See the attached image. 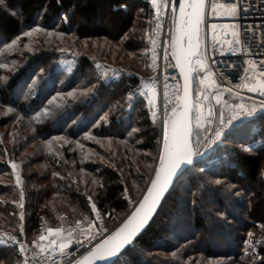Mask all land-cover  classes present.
<instances>
[{
	"label": "trees",
	"instance_id": "obj_1",
	"mask_svg": "<svg viewBox=\"0 0 264 264\" xmlns=\"http://www.w3.org/2000/svg\"><path fill=\"white\" fill-rule=\"evenodd\" d=\"M152 15L148 0H4L0 5V54L24 27L37 26L36 16L43 30L55 28L64 36L56 44L43 35L37 44L20 45L19 66L0 69V105L14 110L8 116L0 112V228L20 235L23 224L29 240L48 227L66 233L77 219L87 223L88 196L99 209L111 212L112 219L105 215L111 223L124 217L129 204L123 190L132 189L133 200L142 190L141 177L150 173L159 129L147 115L145 100L137 94L128 99L138 80L98 81L88 59L92 43L83 49L77 43L108 39L94 53L97 59H119L128 68L146 69L151 64L146 49ZM66 36H71V45ZM73 55L74 67L66 73L58 63ZM34 78L37 83L30 89ZM93 85V92L82 95V89ZM74 89L72 97L66 95ZM57 92L65 95L49 105ZM62 112L67 118H59ZM102 118L104 123L98 124ZM253 126L246 138L230 135L221 140L212 155L218 161L203 171L207 158L188 167L145 231L112 264H264V114ZM85 132L99 143L86 139ZM254 137L260 143L245 150L243 144ZM217 179L220 184L213 182ZM250 239L251 245L246 243ZM16 251L0 248V262L17 264Z\"/></svg>",
	"mask_w": 264,
	"mask_h": 264
},
{
	"label": "snow or ice",
	"instance_id": "obj_2",
	"mask_svg": "<svg viewBox=\"0 0 264 264\" xmlns=\"http://www.w3.org/2000/svg\"><path fill=\"white\" fill-rule=\"evenodd\" d=\"M4 4V0H0V5ZM151 4L156 11V25L152 29L154 35L151 38L152 61L147 67H152L156 63L155 49L158 47L155 34L161 28L160 19L166 13L161 12L159 0H151ZM172 25H171V42L165 40L164 60L167 62L169 58L175 63L171 66L179 69L180 78L183 79V95L177 96L178 104L171 107L169 112V93L168 85L165 84L164 92V116L162 120V145L159 149L158 156L154 157L153 164L149 165L150 174L141 179L144 180L145 190L139 193L137 199L131 198V191L127 186L123 190V200L127 201L131 208L125 217L115 225L112 229L104 226V216L112 219L111 212H105L98 208L93 201L92 196H88V203L91 212L84 217L87 222L82 225V222L77 219L75 221L76 227L67 231L65 236L64 229L61 227H48L47 235L41 233L36 239L31 242V247L20 241L17 235L0 233V248H11L16 251L18 246L17 264H58L59 261H66L67 264H97L99 261H107L113 257H117L130 246L138 238L139 234L146 229L150 224L154 215L158 212L162 205L166 194L174 187L177 179L187 170L188 167L194 166L198 157H204L207 150L211 149L214 144L221 142L222 137L226 136L227 131L234 127L242 119L251 117L259 110H264V69L259 70V78L255 76L249 79L256 80L255 85L246 83L249 92L258 93L261 97L257 104L253 100V106L249 107L246 103H231L223 99V92L231 93V89H224L222 85L213 79V71L211 68V58L208 56L207 44L205 43L203 51L201 50V27L205 24L204 16L206 14L205 0H170ZM169 7L168 0H165V8ZM237 4L213 3L212 8L216 14H220L223 10L226 14L234 16L237 12ZM15 14V13H13ZM67 19V16H65ZM207 28L215 29L217 25H207ZM225 28L231 27L233 30L230 35L231 40L226 41L235 51L243 50V40L241 32L236 29V26L226 25ZM31 31L24 32V36H30ZM51 35V33H49ZM58 35H63L58 34ZM216 34L213 32V36ZM262 44H264V34L261 36ZM12 44L16 40L11 41ZM25 47H28L25 45ZM171 47V54L169 57L168 48ZM57 51L63 52L64 49L58 48ZM250 64V68H246V72H255L257 65L255 61H246ZM264 63V61H261ZM7 67V65H0V68ZM97 69L101 65H96ZM43 71V70H41ZM109 72L112 75H117L115 69L104 68L103 72L98 77V81H108L110 79ZM155 79V78H153ZM37 83L34 78L29 88H33ZM207 83L209 87L216 86L214 95L207 94V89L202 87ZM96 85L92 88L82 89V95L87 96L95 90ZM148 92L140 91L139 95H154L155 89L151 85H146ZM69 91L66 95L73 96V92ZM136 92H131L128 99L131 100ZM64 93L57 92L49 100L51 105L57 96H63ZM215 100L214 106H209L205 110L203 101H208L209 104ZM150 104L155 106L154 101L150 100ZM219 110L217 111V107ZM58 108H66V105H57ZM11 111V106H9ZM49 110L44 109V114L47 115ZM40 113H36L39 116ZM67 112L60 114V119L67 118ZM153 121L156 122V112L152 113ZM111 123V121H108ZM103 124L102 118L97 122ZM97 125L94 124L93 127ZM135 131V130H134ZM86 139H94L97 143L99 140L92 136L90 132H85ZM68 143V141H65ZM16 169L17 165L12 162L10 165ZM202 171L204 169H201ZM83 172L84 169H81ZM59 173L53 172V176ZM220 184L219 179L213 181ZM125 183L126 181H122ZM21 178L17 176V186H20ZM229 189L234 187L228 186ZM240 195V193H236ZM20 201L19 207L24 208L23 201L25 200V193L21 189L19 193ZM13 203H17L13 201ZM95 216L99 221L91 220V216ZM223 216V213H221ZM20 220H24L23 212L20 214ZM93 229H95L93 231ZM24 234L23 224L20 226V235ZM253 233H249L251 238ZM79 237V238H77ZM261 241H257L260 243ZM251 245V239L246 241ZM72 245H76L75 255L71 251ZM254 252V247L252 248ZM28 253H31V260H29ZM71 258V259H69ZM2 264V262H0Z\"/></svg>",
	"mask_w": 264,
	"mask_h": 264
},
{
	"label": "built area",
	"instance_id": "obj_3",
	"mask_svg": "<svg viewBox=\"0 0 264 264\" xmlns=\"http://www.w3.org/2000/svg\"><path fill=\"white\" fill-rule=\"evenodd\" d=\"M148 1L152 7V28L154 29L156 25L157 14L154 6L151 4V0ZM168 2L169 7L165 8V0H159L161 12L166 13V15L161 17V28L155 34L158 45V47L155 49L156 63L153 64L146 73L138 72L136 70L130 71L120 64L112 66L101 65V68L97 69L98 73L100 74L103 72L104 68H108L110 70L115 69L117 71V75H112V73L109 72L110 79L108 81H117L121 78L135 77L138 80V87L135 90L137 95H139L140 91L148 92V88L146 87V85H151L155 89L154 95L139 96L143 100H145L147 104H149L151 113H153V111L156 112V124L160 131V147L162 145V120L164 116L165 104L164 86L165 84L168 85L169 101L171 102L168 109L169 112L171 111L172 106H176L178 104L176 97L179 96L181 89L178 71L176 70V68L171 66L173 64L172 60L170 58L167 62L164 60L163 43L165 40L169 41L171 33L170 20L172 13L170 0H168ZM213 3H235L238 6L237 12L234 16L226 14L223 10H221L220 14H216V12L212 8ZM205 4V24L201 27V50L203 51L206 43L208 56L211 58L213 79L220 85H222L224 89L232 90L231 93L227 91L223 92V99L227 100L229 104L246 103L249 107H252L253 100L258 104L261 100V97L258 93L249 92L246 87H243V85L246 83L252 84L254 81H256L249 78L255 76L258 79L259 70L264 69V63H261V61H264V44H262L261 41V36L262 34H264V0H205ZM212 24L217 25V27L215 29L206 27L207 25ZM226 25H234L236 26V29L241 32L243 40V50L235 51L230 44L226 43V41L232 39L230 33L233 30L231 27L225 28L224 26ZM213 32L216 34L215 36H213ZM153 35L154 33L152 31L149 40V49L152 48L151 38L153 37ZM152 56L153 52L149 51V57L151 61ZM246 61H255L257 70L255 72H246L245 69L251 67V65L246 63ZM202 87L207 89V94H215V85L209 87L206 83ZM227 96L231 97V99H228ZM150 100L154 101V107L153 104L149 103ZM203 105L206 110L207 107L215 105V100H212L210 104L208 101H203ZM216 107L218 111L219 106ZM263 114L264 110L258 109L253 116L240 120L234 127L230 128L227 131L226 136L222 137V140L230 136L231 133L241 125L246 123L253 124L254 121H256ZM260 141L261 139L259 137L251 138L249 139V141L243 144V148L245 150H250V148L259 144ZM220 143L221 142L214 144L210 149V152H207L206 156L201 158H207L208 155L212 156ZM212 160L217 162L218 157H213L211 161ZM130 208L131 205H129L128 211L130 210ZM95 220L97 221V223L99 222L96 217ZM104 226L107 227L105 219ZM0 233L17 235L20 241L28 245L29 248L32 246L31 242L34 240H29L25 233L23 235H18L11 230L7 231L2 228H0ZM45 235H47V233ZM76 248V245H72L70 249L71 251H73L74 255L76 254ZM28 256L29 260H31V253H28ZM58 264H67V262L58 260Z\"/></svg>",
	"mask_w": 264,
	"mask_h": 264
},
{
	"label": "rangeland",
	"instance_id": "obj_4",
	"mask_svg": "<svg viewBox=\"0 0 264 264\" xmlns=\"http://www.w3.org/2000/svg\"><path fill=\"white\" fill-rule=\"evenodd\" d=\"M35 19H38L37 22H36V25L37 26H33L30 29H27L26 27H24L22 29V31L20 32L21 34L18 35L16 38H14L16 40V43L15 44H12L11 43L12 40H11V41L7 42L2 47V48L5 47L6 49L0 54V56L2 58V60H0V65H7V67L0 68L2 71L3 70L10 71V70L15 69L17 66H19V64L21 63V56L23 54V50L21 49L22 48L21 46L27 45L29 47L31 44H35V43L37 44L38 43L37 38L39 36L48 35V38L53 37V39H55L57 41V42H55V44L58 43V41L60 39H62V37H64L63 35H58V34H61L62 32L56 30L55 28L43 30L38 25L40 23V19L41 18L39 16H36ZM28 31H31L32 34L30 36H24L23 33L24 32H28ZM151 32H150V34H151ZM49 33H51V35H49ZM66 37L69 39L68 40V45L69 44L71 45V43H70L71 42V39H70L71 36H66ZM88 41H90L92 43L91 44L92 46L89 48L90 54L88 56V59L91 61L92 66H93L92 69H94L96 73H98L97 68H96V65L97 64L105 65V66H112V65H118V64H120L124 68H126V69H128L130 71L134 70V68H128L127 66H124V64L119 59L117 61H115V60H106V59H103L102 60V59H97L94 56V53L97 50H99L100 47L103 45V43L107 42L108 39H105V38H102V39L101 38H91V39H88V40H81V41H79L77 43V45H78L77 48L78 49L79 48L80 49H83L84 44H86ZM74 58H75V56L72 57V58H61L60 61H59V63H58V66L62 65L63 68L66 70L65 72L67 73V72H69L74 67V64H75V61H76ZM148 68L143 69V67H142V70H136V71H138V72L146 71V70H149L151 67L149 69ZM143 73H146V72H143ZM98 75L100 76V73H98ZM227 97H228V99H231V97H229V96H227ZM146 105L148 107L147 108L148 109L147 110V115H149V118L152 120L151 122L153 124H156V122L154 123V121H153V116H152V113H151V109H150L149 104H146ZM218 109H219V107H218ZM0 112H1L2 115L5 114L6 116H8L10 114H13L14 113V110L12 109L10 111L9 110V107H6V106L3 107V106L0 105ZM157 129H158V127H157ZM253 129H254V126H253L252 123H246V124H243L240 127L236 128L231 133V135L234 136V137L237 136V137H240V138H246L253 131ZM159 132H158V140H157L158 145H157V148H156V151H155L153 157H157L158 156V152H159V149H160V144L161 143L159 142V138H160V133ZM213 157H217V156L216 155H214V156H209L208 155L207 162L205 163V165H202L201 166V169L204 168L205 166H207V164L211 162V159ZM153 161H154V158H153ZM153 161H152L151 164H153ZM16 175L17 174L15 173L14 176H16ZM141 187H143L142 190H144L145 189V184H143ZM138 196H139V194H136L135 198H137ZM133 198H134V193H133ZM104 219H105V223H106L107 228H112V227H114L116 225V224H113L110 221H108L107 220V217H105V216H104ZM92 220H95V218H93ZM63 234L66 236L67 235V232L66 233L64 232Z\"/></svg>",
	"mask_w": 264,
	"mask_h": 264
},
{
	"label": "water",
	"instance_id": "obj_5",
	"mask_svg": "<svg viewBox=\"0 0 264 264\" xmlns=\"http://www.w3.org/2000/svg\"><path fill=\"white\" fill-rule=\"evenodd\" d=\"M177 7H178V0H177ZM171 25H172V16H171V20H170V28H171ZM171 35H172V33H170L169 44H170V42H171ZM168 49H169V56H170V54H171V47H169ZM172 62H173V64L175 63L174 60H172ZM176 70L178 71V74H179V69L176 68ZM179 78H180V74H179ZM183 83H184V82H183V79L180 78L181 89H180V94H179V96H180V95H183ZM255 83H256V81H254V82L252 83V85H255ZM252 93H253V92H252ZM207 152L209 153V152H210V149H208ZM200 158H201V157H198V158L196 159V161L199 160ZM144 190H145V189H144ZM166 195H167V194H166ZM137 198H138V197H137ZM137 198H136V199H137ZM163 202H164V199H163ZM163 202H162V203H163ZM159 208H160V207H159ZM128 212H129V211H127L126 213H128ZM126 213H125V215H126ZM125 215H124V217H125ZM154 216H155V215H154ZM124 217H123V218H124ZM121 220H122V219H121ZM121 220H120V221H121ZM120 221H119V222H120ZM119 222H118V223H119ZM118 223H117V224H118ZM150 223H151V222H150ZM117 224H116V225H117ZM147 227H148V226H146V228H147ZM144 231H145V230H143L142 233H143ZM142 233H141V234H142ZM141 234H139V236H140ZM135 240H136V239H135ZM127 247H128V246H126V248H127ZM123 252H124V250H122V253H123ZM122 253H121V254H122ZM118 256H119V255H118ZM118 256H117V257H118ZM117 257H113V258H111V259H109V260H107V261H99V262H97V264H112L113 262H115V261L117 260Z\"/></svg>",
	"mask_w": 264,
	"mask_h": 264
}]
</instances>
